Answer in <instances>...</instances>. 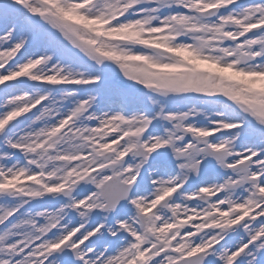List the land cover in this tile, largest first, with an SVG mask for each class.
<instances>
[{
  "label": "snow or ice",
  "instance_id": "snow-or-ice-1",
  "mask_svg": "<svg viewBox=\"0 0 264 264\" xmlns=\"http://www.w3.org/2000/svg\"><path fill=\"white\" fill-rule=\"evenodd\" d=\"M0 264H264V0H0Z\"/></svg>",
  "mask_w": 264,
  "mask_h": 264
}]
</instances>
